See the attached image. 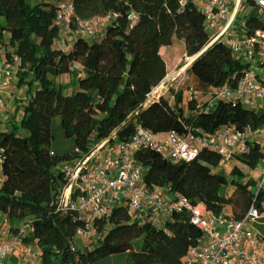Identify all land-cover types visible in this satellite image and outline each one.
I'll return each mask as SVG.
<instances>
[{"label": "trees", "instance_id": "1", "mask_svg": "<svg viewBox=\"0 0 264 264\" xmlns=\"http://www.w3.org/2000/svg\"><path fill=\"white\" fill-rule=\"evenodd\" d=\"M69 1L78 18L108 12L117 17L99 39L77 35L72 47L64 50L55 44L57 3L0 0L2 57L10 64L12 57H19L16 86L26 85L28 94L19 126L14 121L12 130H0L4 175L0 213L7 220L27 221L29 233L24 240L38 247L39 264H86L118 253H126L124 264H183L189 246L201 236L186 211L173 212L166 220L167 234L131 219L123 206H115L98 226L101 240L79 251L71 242L79 224L74 213L56 211L57 191L66 181L55 169L76 156L83 157L75 151L78 147L89 152L94 142L128 139L137 124L153 132L174 129L184 133L197 127L212 133L230 124L256 129L264 124V112L239 102L219 101L204 111L189 100L187 108L195 112L191 116L180 106L185 90L206 93L224 83L235 87L244 65L224 43H209L204 16L190 1L183 8L178 0ZM130 10L138 15L133 22L126 19ZM244 26V33L249 34L264 28V21L248 17ZM174 40L182 42L185 57L194 59L171 106L163 96H148L167 74L162 50ZM74 62L81 65L79 71L72 69ZM64 74L75 78L71 91L56 83ZM54 117L59 118L65 137L72 139L73 150L57 153L51 148ZM133 157L144 170L146 186L182 194L206 211L218 213L225 208L234 218L243 216L251 205L259 213L264 211V187L252 191L250 186H256V181L250 177L242 181L247 175L235 163L229 171L234 188L227 197L220 195L227 179L216 171L221 157L215 151L201 148L191 160L178 163L151 148L139 149ZM263 157L260 144L253 141L249 150L233 158L253 169Z\"/></svg>", "mask_w": 264, "mask_h": 264}, {"label": "built area", "instance_id": "2", "mask_svg": "<svg viewBox=\"0 0 264 264\" xmlns=\"http://www.w3.org/2000/svg\"><path fill=\"white\" fill-rule=\"evenodd\" d=\"M187 1L202 12L209 43H224L244 65L235 87L224 83L206 93L190 92L189 100L204 111L213 109L219 101H232L257 113L264 112V28L258 27L252 33L236 36L229 33L241 1H250L262 12L264 21V0H234L230 11V0H178L180 8ZM116 17V13L108 12L81 19L75 15L71 1L59 0L54 31L61 29L73 36L89 38L97 34L98 26ZM137 18L133 10L126 14L130 22ZM19 63L17 56L12 57V64L0 56V110L8 107L10 100L5 92L12 77H16ZM71 67L76 71L81 69L77 62ZM260 136L264 145V124L256 129L222 125L212 133L197 127L184 133L174 129L153 132L137 124L128 139L113 144L105 139L91 146L89 152L78 147L75 151L83 157L76 156L57 165L55 170L62 173L66 182L57 191L56 211L73 212L79 223L74 236L86 240H101L98 226L115 206H123L131 219L162 228L167 234L170 231L165 226L166 220L173 212L186 211L201 236L189 246L183 264H264V237L254 230L260 214L255 206L251 205L239 218H234L225 208L218 213L206 211L201 203L193 204L182 194L171 195L162 187L146 186L144 170L133 157L139 149L151 148L172 163L187 162L199 149L207 148L220 155L221 163H226L249 150L253 141L261 147ZM3 178L0 158V185ZM260 187H264V166L257 183V189ZM159 215L165 217L161 225ZM25 227H19L10 240L0 241V264H6L8 255L19 246L26 249L28 264H39L36 253L21 239Z\"/></svg>", "mask_w": 264, "mask_h": 264}, {"label": "rangeland", "instance_id": "3", "mask_svg": "<svg viewBox=\"0 0 264 264\" xmlns=\"http://www.w3.org/2000/svg\"><path fill=\"white\" fill-rule=\"evenodd\" d=\"M26 1L31 4H37V3H42V2L57 3V0H26ZM232 4H233V0H230L229 11L231 10ZM248 17H253V18L260 19L263 21V14L262 12L258 10V8H256L255 6H252L251 4H248L245 1H241L240 6L237 10V14L235 16V21L233 22L230 28V32H229L230 35L236 36L241 33H244L245 31L244 22ZM109 23L110 22L107 21L103 26H98L97 34L95 36L89 37V39L90 40L99 39V37H101V33L103 32L104 29H106ZM64 37L65 38L71 37L72 39L71 41L70 39L67 40V42H65V44L63 45L57 44L56 42L55 43L57 47L62 48L64 50H68L69 47H72L73 39L76 36L65 33ZM1 55H3L2 50H1L0 56ZM162 55L166 62L167 74L165 78L162 80V82L157 87L152 89V91L150 92L148 96V99H155L159 96H163L165 100H167L170 103L171 106H174L175 105L174 94L183 85V82L187 77V68L189 66V62L191 61V58H187L184 56V46L182 42L178 40H174L170 46L164 48L162 50ZM180 61L184 63L182 66H179ZM65 75L66 74H64L62 78L60 76L56 78L57 85L58 84L61 85L63 82L66 81L67 76ZM67 75L71 76L70 74H67ZM9 86L11 87V85ZM20 88H21V91H24L25 93L27 86L23 85ZM12 90H13V94L15 98L14 101L9 102L6 110H0L4 112V114L2 115L0 113V118H2L3 121H5L2 124H0V130H6V131L12 130L14 128V121H16V125L18 127L19 121L22 117L23 104L20 103V97H22L23 94L21 92H18L16 87H12ZM197 98L201 99L200 96H197ZM188 101H189V92L185 90L183 91V94H182V102L180 106L183 109V112L186 116H191V115H194L195 112L190 111L187 108ZM52 135H53V139L51 142V148L55 152L63 153V152H68V151L73 150L74 148L73 141L71 138L65 137L58 117H54L52 120ZM258 139H259V142H261L262 144V141H263L262 137L260 136L258 137ZM95 144L96 142L93 143V145ZM261 147H262L261 148L262 151L264 152V145L262 144ZM234 163L238 165V167L245 173V175H247L241 179L242 181H245L246 178L250 177L254 181H256V183H258L260 171L263 169V166H264V157L256 164L255 168L253 169L237 162L234 158L230 159L227 163L220 162L219 165L216 167V171H218L220 174H223L227 179V182L223 184L219 189L220 195L224 197H227L228 195H230L234 188V184L230 181L231 176L229 174V171ZM250 188L252 191H256L257 185L250 186ZM158 218L160 222L159 225H161L163 223L161 219V215H159ZM3 227L4 225L1 228L3 229ZM254 230L258 234L262 236L264 235V211L260 212L259 218L256 220L254 224ZM27 233H29L28 228L26 231H24L21 234V239L23 242H25L24 237ZM99 241L100 240H96V239L86 240L78 236H74L71 242L73 246H75L79 251L85 252L88 249H90L92 246L96 245ZM31 249L33 252L36 253L37 255L36 259L39 262V253L36 252L37 250L34 244L31 245ZM125 258H126V253H118V254L109 255V256H106V257H103L97 260L87 262L86 264H124ZM24 260L28 263V257L25 256ZM55 264H57V262Z\"/></svg>", "mask_w": 264, "mask_h": 264}, {"label": "crops", "instance_id": "4", "mask_svg": "<svg viewBox=\"0 0 264 264\" xmlns=\"http://www.w3.org/2000/svg\"><path fill=\"white\" fill-rule=\"evenodd\" d=\"M59 0H57L58 2ZM234 0H233V4H234ZM233 4H232V7H233ZM231 7V8H232ZM105 31V29L103 30V32ZM103 32L101 33V35L103 34ZM64 31H62L61 29H59L58 31H56L55 33V36H56V40L55 41L57 44H65V42H67V40L70 39L71 41V37L70 38H65L64 37ZM55 43V44H56ZM73 44V42H72ZM71 47H69L70 49ZM68 49V50H69ZM1 50L2 48L0 47V54H1ZM2 56V55H1ZM64 75H61L60 77L62 78ZM67 76V79L65 82H63L61 85H65L67 88H66V91H71L74 89L75 86H72L74 84V81H75V78H73L72 76H69V75H65ZM16 81H17V78L16 77H12L11 79V82L7 88H6V92H5V95L6 97L12 102L14 101V94H13V90H12V87H16ZM70 85V86H69ZM69 86V87H68ZM17 91L18 92H21L23 95L22 97H20V103L21 104H24V102L26 101V96L28 94H26V92L24 93V91H21V88H17ZM1 115L4 114V112L0 111ZM3 122V119L0 118V124H2ZM228 162V161H227ZM226 162V163H227ZM223 175V174H222ZM161 219L162 221L165 220V217L162 215L161 216ZM4 225L3 229L1 228L2 226ZM26 225L25 227V230H29V227L27 226V221H21V222H17V221H12V220H7L6 219V216L1 214L0 213V241H7V240H10L14 235L17 234V229L16 228H19V227H22ZM12 226V227H11ZM27 235V234H26ZM25 241V240H24ZM25 246H30L32 244H34L32 241H25L23 242ZM34 246L36 247V252L39 253V249L38 247L34 244ZM26 256V249L24 247H16L14 249V251H12L7 259H6V264H28L25 260H24V257ZM27 257V256H26Z\"/></svg>", "mask_w": 264, "mask_h": 264}, {"label": "water", "instance_id": "5", "mask_svg": "<svg viewBox=\"0 0 264 264\" xmlns=\"http://www.w3.org/2000/svg\"><path fill=\"white\" fill-rule=\"evenodd\" d=\"M193 59H194V58H192L191 61H192ZM191 61H190V62H191ZM190 62H189V63H190Z\"/></svg>", "mask_w": 264, "mask_h": 264}]
</instances>
